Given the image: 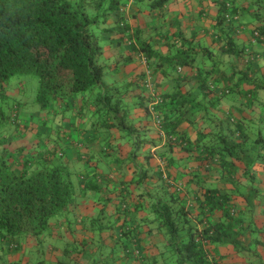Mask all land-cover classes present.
Returning a JSON list of instances; mask_svg holds the SVG:
<instances>
[{
  "label": "trees",
  "instance_id": "obj_1",
  "mask_svg": "<svg viewBox=\"0 0 264 264\" xmlns=\"http://www.w3.org/2000/svg\"><path fill=\"white\" fill-rule=\"evenodd\" d=\"M122 1L0 0V250L19 252L26 244L37 249L53 245L55 225L74 227L77 222L81 188V192L102 194L106 207L114 206L115 222L106 229H83L93 237L72 245L73 249L66 244L59 264H79V253L111 264L118 243L135 264H225L214 248L228 243L238 248L246 237L247 211L238 204V197L247 201L249 211L260 205L255 201L260 195L255 167L264 165V135L257 130L264 127V116L251 112L257 106L263 111L259 91L264 85L251 82L249 75L255 71L250 59L246 70L229 74L202 67L198 56L207 55L205 47L194 48L192 55L187 49L180 53L179 48L166 61L170 55L158 56L149 41L139 40V34L121 20L115 28L120 33L117 42L128 48L108 65L113 57L104 48L100 29L116 9L124 10ZM216 5L220 52L243 61L244 49L233 34L254 24L253 37L264 43V0L241 4L216 0ZM141 55L147 59L150 80ZM137 60L142 68L137 78L122 86L108 84L107 79L119 70L118 62L128 65ZM30 74L38 77L39 88L32 105L36 113L25 119L30 106L19 102L21 93L5 87L12 76ZM161 74L174 76L173 91L164 90ZM192 74L197 82L186 91L180 79ZM229 94L242 98L237 108L240 113L247 109V119L223 111L222 100ZM79 95H85L101 116L102 154L118 164L107 173L97 167L86 174L73 171L66 151L67 124L47 127L59 114L66 119ZM32 122L45 127L41 131L47 132L45 143L19 144ZM152 123L156 135L149 137L146 127ZM189 127L195 129L194 137ZM116 138L119 144L112 143ZM147 142L150 146L163 142V146L153 153L146 149ZM151 157L159 164L153 165ZM85 158L89 169L94 155ZM212 169L218 176L214 182L204 179ZM102 218L82 220L93 224ZM152 234L161 244L148 253L143 241ZM106 235L116 245L109 246Z\"/></svg>",
  "mask_w": 264,
  "mask_h": 264
},
{
  "label": "crops",
  "instance_id": "obj_2",
  "mask_svg": "<svg viewBox=\"0 0 264 264\" xmlns=\"http://www.w3.org/2000/svg\"><path fill=\"white\" fill-rule=\"evenodd\" d=\"M243 1L238 0V4H241ZM120 4V6H124V10L119 12L116 9L106 22L101 25L100 29L102 34L105 35L104 48L107 53L112 54V60H117V51L122 49V46L117 42L118 37H120L119 30L115 29L117 22L121 20L131 26V31L134 34L135 32L139 34V40L149 41L158 53V56H160L159 54L165 57L170 55V58H165L166 61L174 57L179 48L180 53L181 49H187L189 51L188 54L192 55L194 48L205 47L203 53L207 55L202 56L201 54L198 56L202 67L213 68L215 70L222 69L229 74L233 70H246L247 59H250L255 71L249 75L251 82L255 81L256 84L264 85V43L256 41L253 37L254 24H249L246 28H242L233 34L238 46L244 49L246 58L243 61L237 60L229 54H221L220 44L215 34L216 0H123ZM106 29H113V31L110 33V30ZM125 37L128 38V36ZM136 37L134 35V38ZM184 39L187 40L186 44L183 45ZM123 47H125V50L128 48L126 43H124ZM182 54L186 55V51H183ZM255 55H257V58L253 59L252 57ZM160 61H164V59ZM117 65H119V70L115 73V77L110 76L107 79L108 84L115 83V85L122 86L127 82H132L133 79L137 78L138 73L142 72V68L138 67V60L128 65L122 64L121 61ZM143 69L145 70V68ZM160 77L159 80L164 90L173 91L176 84L174 76L172 74L168 76L161 74ZM197 79V76L193 74L188 78L181 77L179 84L181 88L188 91L196 84ZM212 79H209V81ZM151 86L150 89L153 88V85ZM216 91L218 94L221 93V85L216 87ZM259 96L260 102H263L264 89L259 91ZM242 101L240 96L229 94L222 100L221 107L223 111L231 112L234 117L246 116L247 119V109H245V106H242L245 109H243V113H240V110L237 108L242 104ZM89 102H87L85 95H79L77 100L71 104V109L66 119H63V114H59L61 121L63 120L68 127L66 151L71 159L73 171L77 174H86L95 167L107 173L112 168H116L118 164L102 154L101 150L104 148V140L98 137L102 129L101 116L97 115L95 106ZM258 109L259 107L257 106L256 111L251 112L252 115L261 114V110ZM135 113L138 116L142 114L139 108L135 109ZM59 124H61L60 121ZM186 127L187 125L185 124L183 129H186ZM146 128V133L149 137L156 135V126L153 123L149 124ZM189 133L194 137L196 134L195 129L189 127ZM115 137H117L116 133H114ZM120 142L117 138L112 141L114 144H119ZM162 143L159 146H150L147 142L145 147L147 150L151 148V151L154 153L156 149L163 146ZM80 155L82 156L80 157ZM88 155H94V161L93 166L86 169L84 160ZM141 159L142 162L146 163V159ZM151 161L153 165L159 164L158 160L154 157H151ZM180 161L182 164L183 160ZM146 166H149V162L146 163ZM255 170L257 173L256 184L260 189V195L255 201H259L260 205L255 210L249 211L247 201L242 197H238V204L247 211L245 219L247 222L246 237L238 248L231 243L214 248L223 257L225 264L264 263V165H256ZM207 175H205L204 179L208 181L214 182L218 178L217 172L214 169ZM82 186L84 185L82 184ZM77 213L78 216L75 217L77 222L74 224V227H70L69 224L55 225L53 237L51 238L53 245H46L45 248L41 247L37 249L32 244H26L19 252H4V250H0V264H59L61 259H64V247L66 244V246L73 249V246L82 243V240L89 241L93 237L92 232H83V229L87 228L91 230L93 227L97 229L104 227L106 229L115 222L116 218L114 206L106 207L102 194L94 191L81 192V188ZM101 215H103V218L101 221H98L99 223H85L82 220L85 217L97 218ZM127 223L137 226V223L133 221H128ZM150 227L154 228L155 226L154 224H150ZM94 239L95 241H99V235H96ZM106 241L109 246L116 245L114 240L107 238V235ZM158 244H161V240L155 234H152L143 241V245L148 253H150L149 250L152 251ZM116 247L115 253L109 259L111 264H135L124 252L122 243H118ZM86 249L90 250L89 247ZM154 252L156 253L157 250ZM77 255L80 261L79 264H103L99 263V256L95 257V259H89L84 254L79 253Z\"/></svg>",
  "mask_w": 264,
  "mask_h": 264
},
{
  "label": "rangeland",
  "instance_id": "obj_3",
  "mask_svg": "<svg viewBox=\"0 0 264 264\" xmlns=\"http://www.w3.org/2000/svg\"><path fill=\"white\" fill-rule=\"evenodd\" d=\"M121 48L122 49L117 51L118 52L116 54L117 56H119V54H121V52H124L125 48L124 47H121ZM114 63H115V61L111 60V62L108 63V65H111ZM109 73H108V76L106 74V77L110 76ZM14 86H16V87L13 90V88H11V87H14ZM5 88L9 91H16V93H18V94L21 93V95L18 96V99L20 100L19 102H22L23 106H25V103L30 106L28 108V109H30V110H28L30 112H25L24 118L28 119L29 117H31V118L34 117V115H32V114H34L36 112L33 109L32 105L34 104L33 101L36 99L38 88H39L38 77L36 75H33V74H30V75H14L9 79ZM36 103H37V100H36ZM33 106H35V105H33ZM262 108H263V111H261V115L264 116V105H262L261 109ZM59 121L61 124L64 122L63 120L61 121V116L57 115V117L51 118L50 122L47 124V127H55V126L59 125L58 124ZM37 122H39V121H37ZM37 122H32L31 129L20 140L19 144L24 143V142H27V143L33 142L34 144L40 143L41 145H43L45 143V141H46L45 135L47 132L41 133V131L42 130L46 131V129H45V127H43V129H42L40 123H37ZM258 124H260V123H258ZM257 130L258 131L262 130V133L264 135V127L258 126ZM47 131L50 132L48 129H47ZM37 133L39 134V136H38L39 139L36 137ZM12 259L14 260V258H12Z\"/></svg>",
  "mask_w": 264,
  "mask_h": 264
},
{
  "label": "built area",
  "instance_id": "obj_4",
  "mask_svg": "<svg viewBox=\"0 0 264 264\" xmlns=\"http://www.w3.org/2000/svg\"><path fill=\"white\" fill-rule=\"evenodd\" d=\"M226 17L228 18V19H231V15L229 14V13H227L226 14ZM257 34V33H256ZM141 62L147 67V59H146V57H144V56H142L141 55ZM147 76H148V80H150V70L148 69V67H147ZM150 86L152 85V84H149ZM152 87V86H151ZM179 187L181 188L182 187V184L180 183L179 184Z\"/></svg>",
  "mask_w": 264,
  "mask_h": 264
}]
</instances>
